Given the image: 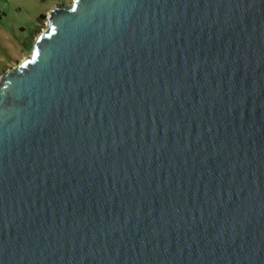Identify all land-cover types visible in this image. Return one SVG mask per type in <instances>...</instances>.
Here are the masks:
<instances>
[{"label": "water", "instance_id": "1", "mask_svg": "<svg viewBox=\"0 0 264 264\" xmlns=\"http://www.w3.org/2000/svg\"><path fill=\"white\" fill-rule=\"evenodd\" d=\"M0 75V264H264V0H71Z\"/></svg>", "mask_w": 264, "mask_h": 264}, {"label": "rangeland", "instance_id": "2", "mask_svg": "<svg viewBox=\"0 0 264 264\" xmlns=\"http://www.w3.org/2000/svg\"><path fill=\"white\" fill-rule=\"evenodd\" d=\"M71 0H0V75L29 54L49 9ZM44 15L43 18H40Z\"/></svg>", "mask_w": 264, "mask_h": 264}, {"label": "trees", "instance_id": "3", "mask_svg": "<svg viewBox=\"0 0 264 264\" xmlns=\"http://www.w3.org/2000/svg\"><path fill=\"white\" fill-rule=\"evenodd\" d=\"M43 17H44V15H41V16H40V18H43ZM6 68H7V67H6Z\"/></svg>", "mask_w": 264, "mask_h": 264}]
</instances>
